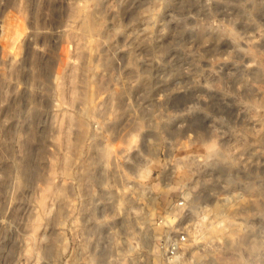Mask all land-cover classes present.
I'll use <instances>...</instances> for the list:
<instances>
[{
  "label": "rangeland",
  "instance_id": "rangeland-1",
  "mask_svg": "<svg viewBox=\"0 0 264 264\" xmlns=\"http://www.w3.org/2000/svg\"><path fill=\"white\" fill-rule=\"evenodd\" d=\"M183 220L184 264H264V0H0V264H163Z\"/></svg>",
  "mask_w": 264,
  "mask_h": 264
},
{
  "label": "built area",
  "instance_id": "built-area-1",
  "mask_svg": "<svg viewBox=\"0 0 264 264\" xmlns=\"http://www.w3.org/2000/svg\"><path fill=\"white\" fill-rule=\"evenodd\" d=\"M179 204L183 205L184 202L181 201ZM183 218L190 219L191 216L186 213ZM193 225L194 223L183 220L177 225L172 234H168L160 241L158 248L162 254L163 264H184L187 260V253H189L192 246Z\"/></svg>",
  "mask_w": 264,
  "mask_h": 264
},
{
  "label": "bare ground",
  "instance_id": "bare-ground-1",
  "mask_svg": "<svg viewBox=\"0 0 264 264\" xmlns=\"http://www.w3.org/2000/svg\"><path fill=\"white\" fill-rule=\"evenodd\" d=\"M236 46V45H235ZM197 205V204H196ZM195 207V206H194ZM195 208H198V206L197 207H195Z\"/></svg>",
  "mask_w": 264,
  "mask_h": 264
}]
</instances>
